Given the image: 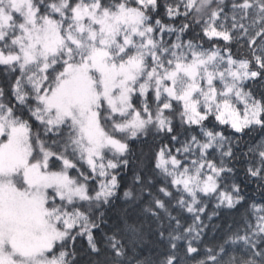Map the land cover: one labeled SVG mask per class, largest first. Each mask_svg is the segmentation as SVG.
I'll use <instances>...</instances> for the list:
<instances>
[{"label": "snow or ice", "instance_id": "obj_1", "mask_svg": "<svg viewBox=\"0 0 264 264\" xmlns=\"http://www.w3.org/2000/svg\"><path fill=\"white\" fill-rule=\"evenodd\" d=\"M0 264H264V0H0Z\"/></svg>", "mask_w": 264, "mask_h": 264}]
</instances>
